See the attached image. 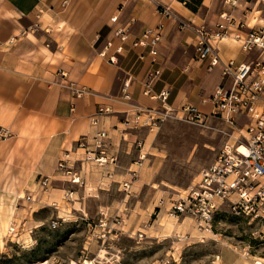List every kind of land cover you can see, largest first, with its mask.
<instances>
[{
	"label": "crops",
	"instance_id": "0c3cea01",
	"mask_svg": "<svg viewBox=\"0 0 264 264\" xmlns=\"http://www.w3.org/2000/svg\"><path fill=\"white\" fill-rule=\"evenodd\" d=\"M155 1L0 0L1 202L5 197L6 172L15 177L7 185L11 191H22L32 197L38 190L39 178H55L58 163L64 156L73 159L80 155L84 160V150L77 149L78 141L101 130L108 132L111 153L117 158L115 166H108L112 176L107 177L103 168L93 164L83 166L96 168L99 173L96 187L116 183L119 158L126 144L136 147L134 141L146 131L130 132V139L123 141L124 122L130 118L131 105L157 106L142 94L141 82L148 60L138 63L130 53L120 58L116 66L100 55L118 28L129 27L133 39L147 29L164 24L165 35L160 46L163 77L156 92L170 89V104L177 111L186 105L197 106L205 114L215 111L212 105H203L201 99L224 84L221 68L209 71L207 63L198 61L194 35L180 31L176 22L163 18L158 6L169 8L172 14L196 26H215L220 14L228 12L244 24L242 35L264 28V7L240 2L232 8L224 0H204L194 13L178 0ZM115 16L118 22L112 23ZM236 32L231 30L232 35ZM218 47L222 60L234 61L237 66L259 56L257 51L243 52L241 44L232 37L221 41ZM129 76L132 101L126 102L121 91ZM72 84L86 90L84 97L71 96ZM100 107L110 109V113L99 117L98 126H93L92 118ZM127 168L128 176H137V171L134 174L132 167ZM142 183L149 182L144 179ZM3 210L0 206V214ZM233 253L227 261L222 254L221 263L238 264L240 254Z\"/></svg>",
	"mask_w": 264,
	"mask_h": 264
},
{
	"label": "rangeland",
	"instance_id": "374dc122",
	"mask_svg": "<svg viewBox=\"0 0 264 264\" xmlns=\"http://www.w3.org/2000/svg\"><path fill=\"white\" fill-rule=\"evenodd\" d=\"M231 133L219 119L201 125L168 120L139 136L144 161L140 148L126 144L116 183L101 187L96 168L84 169L80 155L64 156L55 178H39L32 197L12 190L15 195L7 186L15 177L6 172L0 264H222V254L227 261L233 251L240 254L238 264L263 261L264 228L236 215L229 204L205 227L173 209L225 145L234 144ZM127 167L137 176H128ZM128 181L130 193L121 187ZM55 193L59 197H52ZM11 227L17 238L10 236Z\"/></svg>",
	"mask_w": 264,
	"mask_h": 264
},
{
	"label": "built area",
	"instance_id": "2783aa9c",
	"mask_svg": "<svg viewBox=\"0 0 264 264\" xmlns=\"http://www.w3.org/2000/svg\"><path fill=\"white\" fill-rule=\"evenodd\" d=\"M240 2H254L264 7V0H224V4L232 8H236ZM158 11L166 20L176 22L180 31L194 35L197 60L207 63L209 71L220 67L224 84L218 86L210 96L201 99L203 105L215 108L213 113L205 114L194 105L175 110L170 104V89H163L159 93L155 90L163 77L160 46L165 25L147 29L133 39L129 27L116 29L100 55L116 66H119L120 58L130 53L135 55L138 63L144 64L148 60L141 82L142 94L157 103L155 108L131 105L133 108L130 118L124 122L126 127L122 139L127 142L130 132L143 129L158 131L166 121L173 119L199 125L208 118L224 122L232 131L229 136L234 144L225 145L218 159L201 172L199 180L188 188L185 196H180L173 209L177 216H190L201 227H205L211 225L213 215L226 203L236 215H243L264 228V28L242 35L240 30L244 24L237 22L228 12L220 14V21L215 26H196L172 14L167 7L158 6ZM111 21L117 23L118 16ZM233 29L237 32L232 35ZM229 37L241 44L243 52L257 51L259 56L238 66L234 61L224 62L218 46ZM62 76L66 77V74L62 73ZM131 84L132 78L129 76L121 91L126 102L132 101ZM70 88L73 98H82L86 94V90H80L73 84ZM108 113L110 109L98 108L96 116L92 118V125L98 126V118ZM243 119L245 121L241 127ZM110 140L108 132L101 130L77 143V149L84 150L83 162L103 168L107 177L113 173L108 166L117 164V158L111 153ZM134 144L141 149L140 161H144L147 155L142 154L143 142L137 138ZM60 167L65 168V165L60 164ZM121 187L124 192L130 193L131 183L125 182ZM27 199L30 200V197ZM52 225L56 228L57 223L53 222ZM16 230L11 227L10 236L17 238Z\"/></svg>",
	"mask_w": 264,
	"mask_h": 264
},
{
	"label": "trees",
	"instance_id": "16d2710c",
	"mask_svg": "<svg viewBox=\"0 0 264 264\" xmlns=\"http://www.w3.org/2000/svg\"><path fill=\"white\" fill-rule=\"evenodd\" d=\"M186 5L192 12L197 13L204 0H178Z\"/></svg>",
	"mask_w": 264,
	"mask_h": 264
},
{
	"label": "bare ground",
	"instance_id": "6f19581e",
	"mask_svg": "<svg viewBox=\"0 0 264 264\" xmlns=\"http://www.w3.org/2000/svg\"><path fill=\"white\" fill-rule=\"evenodd\" d=\"M243 259H245V258H243ZM245 260H246V259H245ZM33 264H41V263H33ZM45 264H46V263H45ZM72 264H76V263L73 262ZM85 264H92V263L87 261ZM257 264H264V260H263V261H261V260L258 261Z\"/></svg>",
	"mask_w": 264,
	"mask_h": 264
}]
</instances>
